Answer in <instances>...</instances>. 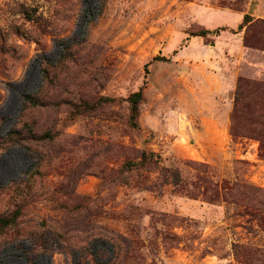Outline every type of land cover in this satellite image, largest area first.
<instances>
[{"label":"rangeland","instance_id":"374dc122","mask_svg":"<svg viewBox=\"0 0 264 264\" xmlns=\"http://www.w3.org/2000/svg\"><path fill=\"white\" fill-rule=\"evenodd\" d=\"M257 1L0 0V217L18 211L0 264H238L233 243L264 248L243 207L264 202L248 189H264V37L237 30ZM241 79L257 86L236 124L258 130L232 136ZM200 177L247 191L211 202Z\"/></svg>","mask_w":264,"mask_h":264},{"label":"trees","instance_id":"16d2710c","mask_svg":"<svg viewBox=\"0 0 264 264\" xmlns=\"http://www.w3.org/2000/svg\"><path fill=\"white\" fill-rule=\"evenodd\" d=\"M244 27H246L252 34L256 36H263L264 37V19L260 18H253L249 14H244L242 21L239 23L237 30H242ZM251 37L244 38L245 46H247V41L251 39ZM257 83L248 81L246 79H241L238 82L236 93H235V108L231 113L230 119H231V126H230V133L232 136H238V135H253L255 132H257L258 129H242L239 127L236 122L238 121L240 108L239 104H241V97L243 95V92L248 87H256ZM142 100V92L137 91L132 93L128 97V101L130 102V110H131V116L130 120L132 124H135V119L138 115V105L140 101ZM259 137L261 135H258ZM153 153H145L143 152L141 154V159L138 162L132 163L133 166H140L143 165L145 162L150 161L153 157ZM166 173L168 174V178L170 179V182L175 186V188H182L183 181L182 177L180 175V172L178 169H170L166 170ZM198 180L203 181L205 184H208L207 187L210 188V195L208 196L209 200L211 202L217 201L218 196L225 197H233L234 191L239 189H243L244 191H247L246 188L248 186L245 185H238L239 188H237V184L230 183L226 180H216V181H210L207 178H199ZM249 190L254 191L255 193H259L260 195L264 196V189H254L252 187H248ZM205 194V192H204ZM243 195L240 193L239 196ZM241 200V199H240ZM248 200V201H247ZM243 207L246 208V211L244 214L246 215L247 219L246 221L248 223L255 222V224L259 227V229L264 233V202L260 201L256 204H253L250 199H247ZM18 215V211H15L10 217H0V232L1 230L9 223H13L16 216ZM233 249V255L238 264H264V248L259 247L257 245H253L250 243H233L232 244Z\"/></svg>","mask_w":264,"mask_h":264},{"label":"crops","instance_id":"0c3cea01","mask_svg":"<svg viewBox=\"0 0 264 264\" xmlns=\"http://www.w3.org/2000/svg\"><path fill=\"white\" fill-rule=\"evenodd\" d=\"M249 14V15H251L252 17H254V18H264V3H262V2H259V1H257V3L255 4V3H249L248 4V9L245 11V13L244 14ZM244 14H242L241 16H239V23L242 21V18H243V15ZM238 23V24H239Z\"/></svg>","mask_w":264,"mask_h":264}]
</instances>
